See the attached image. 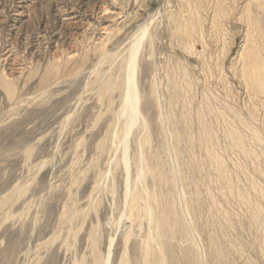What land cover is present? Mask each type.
<instances>
[{
  "label": "rangeland",
  "instance_id": "rangeland-1",
  "mask_svg": "<svg viewBox=\"0 0 264 264\" xmlns=\"http://www.w3.org/2000/svg\"><path fill=\"white\" fill-rule=\"evenodd\" d=\"M0 57V264H264V0H0Z\"/></svg>",
  "mask_w": 264,
  "mask_h": 264
},
{
  "label": "bare ground",
  "instance_id": "bare-ground-1",
  "mask_svg": "<svg viewBox=\"0 0 264 264\" xmlns=\"http://www.w3.org/2000/svg\"><path fill=\"white\" fill-rule=\"evenodd\" d=\"M160 9H158L159 11ZM157 14V13H156ZM155 17V16H154ZM147 24V23H146ZM148 26V25H147ZM150 27V26H148ZM147 27V28H148ZM144 29V28H143ZM144 34V30L142 31ZM147 32V31H146ZM146 35V34H145ZM143 35L139 34L136 39L134 40V46H133V50L131 52V57L129 60V68H128V87H129V92H130V99H131V105H132V119L130 120L129 126L127 127V130L122 133L120 140L122 146L124 147V154H125V158H124V163L127 167V170L129 169L130 166V158H129V154H128V149H129V135L132 132V127L134 125V121L137 120L139 118L140 115V98H139V94L138 93V89H137V85H136V79H135V71L137 68V53L138 50L140 48V43L141 39ZM143 41V40H142ZM17 47V46H16ZM2 50V49H1ZM107 51V50H105ZM1 58V57H0ZM102 58V56H101ZM253 59V58H252ZM104 60V58H103ZM102 61V60H101ZM100 62V61H98ZM4 63V62H3ZM21 64V63H20ZM94 66V65H93ZM97 66V65H96ZM95 67V66H94ZM93 67V68H94ZM246 72H247V76H248V80L255 83V84H259V81H261L263 79L264 81V67L261 66L260 64L257 63L256 61H252L249 63V65L246 66ZM53 71V70H52ZM94 71V70H93ZM50 73V72H49ZM93 73V72H92ZM51 76V75H48ZM56 77V76H55ZM3 79V78H2ZM258 82V83H257ZM3 83V82H2ZM45 89V88H44ZM201 112V110H200ZM204 112V111H203ZM202 112V113H203ZM200 114V113H199ZM220 117L222 119V125H221V129L223 131L224 137L225 139L228 141V143L230 144V148L232 150H234L237 153L240 152H244L246 153L248 156H253L256 159L259 158V153L256 150L253 149H249L247 148V146L244 143V139L241 135V133L235 129L234 127L230 126L227 122V120L224 118V115L222 113H220ZM201 116V115H200ZM206 116V114H205ZM199 117V116H198ZM170 118V116H169ZM201 118V117H200ZM202 119V118H201ZM205 123V122H204ZM202 123V124H204ZM237 128V127H236ZM246 128V127H245ZM213 129V128H212ZM220 136V135H219ZM210 138V137H209ZM259 139L256 137L255 141H258ZM211 143V142H210ZM242 153L240 155H242ZM242 157V156H240ZM202 160V159H201ZM215 163H217L218 165V169L220 171H224V165H225V161L224 159L221 158H215ZM264 161V160H263ZM203 163V162H202ZM258 167V166H257ZM264 167V166H263ZM156 173H155V178L159 181V182H163L165 180V176L164 173H162V171H160V169H155ZM259 170V169H258ZM261 171V170H260ZM262 173V172H261ZM180 174V173H179ZM225 174V172H224ZM257 175V174H255ZM173 178L175 179V181L179 180L178 175L176 173L173 174ZM167 179V178H166ZM255 179V178H254ZM183 182V181H182ZM251 186V185H250ZM254 188L257 190V194L260 196L264 197V189L259 187L258 184H254ZM249 192V191H248ZM240 201H242L243 203H247L250 204V214H251V222L253 224H257L259 225V217H260V208L257 205H252L251 202H249V198H248V193L246 194V192L240 191ZM253 198V197H252ZM191 200V199H190ZM237 206V205H236ZM248 206V205H247ZM185 213L186 210L184 211ZM249 212V210H248ZM247 212V213H248ZM223 218V217H222ZM190 223V222H189ZM191 225V224H190ZM180 230L182 233H184L185 235L189 236L191 235V231H189V227L187 228L186 224H181L179 226ZM158 231L161 234V236L163 238H170L173 235H175L176 230H175V226H172L170 221H169V216H168V211L166 212H161L158 218ZM195 233V232H194ZM261 237V236H260ZM263 238V244H264V235H262ZM113 242V238L111 239V243ZM192 248L195 247L196 242L193 240V242L191 243ZM215 245V244H214ZM213 246V245H212ZM216 247V246H215ZM110 254H111V250L109 252V257L107 260L106 264H109L110 262ZM203 254V253H202ZM203 260V259H202ZM191 261L194 264H197V258L196 257H191Z\"/></svg>",
  "mask_w": 264,
  "mask_h": 264
}]
</instances>
